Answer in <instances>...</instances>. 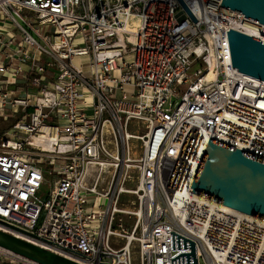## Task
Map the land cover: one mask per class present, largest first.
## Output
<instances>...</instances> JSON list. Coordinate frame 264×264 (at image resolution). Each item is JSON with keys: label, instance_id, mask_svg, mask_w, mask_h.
<instances>
[{"label": "built area", "instance_id": "2783aa9c", "mask_svg": "<svg viewBox=\"0 0 264 264\" xmlns=\"http://www.w3.org/2000/svg\"><path fill=\"white\" fill-rule=\"evenodd\" d=\"M183 1L196 19L180 0H0V229L83 264H173L192 247L172 231L198 264H264V219L192 186L210 138L264 158V79L227 32L264 41V23ZM132 120L147 131L127 212L92 170L123 162ZM0 264L38 263L0 246Z\"/></svg>", "mask_w": 264, "mask_h": 264}, {"label": "water", "instance_id": "95a60500", "mask_svg": "<svg viewBox=\"0 0 264 264\" xmlns=\"http://www.w3.org/2000/svg\"><path fill=\"white\" fill-rule=\"evenodd\" d=\"M180 2L194 18L187 4ZM222 2L226 8L264 23V0ZM227 32L234 66L245 74L264 79V41L232 28ZM204 153L193 180V191L264 219V158L213 138ZM172 244L173 249L192 247L191 252L176 254L173 264H198L197 244L192 239L172 231ZM0 246L38 264H83L3 229H0Z\"/></svg>", "mask_w": 264, "mask_h": 264}, {"label": "rangeland", "instance_id": "374dc122", "mask_svg": "<svg viewBox=\"0 0 264 264\" xmlns=\"http://www.w3.org/2000/svg\"><path fill=\"white\" fill-rule=\"evenodd\" d=\"M83 66L86 74L91 76L90 63L85 62ZM7 124L9 123H3L1 129L7 130ZM128 125V131L134 134L135 137H130V141L127 142V144H120V153L121 155H124V157L122 156L123 162H121L118 167L111 166L110 164H106L104 167H94L92 170L94 171L92 180L94 181L96 177L100 176L98 184L99 189L105 191L112 187V189H115L116 194L119 196V207L126 211L135 212L138 210L139 206V200L136 194L140 176L138 159L141 156L140 154L144 144L142 135L147 131V128L144 124L133 120L129 122ZM43 166L46 167L45 165ZM46 172V180L42 185V189L39 191V195L43 199L51 198L54 183V175L50 174L48 171ZM122 216L123 226L127 230H130L132 225L137 220V216L130 213ZM118 221L120 222L121 220Z\"/></svg>", "mask_w": 264, "mask_h": 264}, {"label": "bare ground", "instance_id": "6f19581e", "mask_svg": "<svg viewBox=\"0 0 264 264\" xmlns=\"http://www.w3.org/2000/svg\"><path fill=\"white\" fill-rule=\"evenodd\" d=\"M248 32L251 33V34H253L254 31L248 30ZM133 137H135V136H133ZM224 207H225L226 210H231V209L233 208L232 206H229V205H227V204L224 205ZM127 212H128V211H127Z\"/></svg>", "mask_w": 264, "mask_h": 264}]
</instances>
